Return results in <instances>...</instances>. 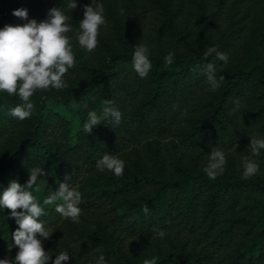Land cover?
<instances>
[{
  "label": "trees",
  "instance_id": "trees-1",
  "mask_svg": "<svg viewBox=\"0 0 264 264\" xmlns=\"http://www.w3.org/2000/svg\"><path fill=\"white\" fill-rule=\"evenodd\" d=\"M69 2L0 0V28L41 22L61 9L75 57L68 87L37 91L24 121L10 115L24 102L0 92V193L13 180L26 185L33 168L47 172L38 177L40 191L31 189L42 206L62 182L81 193L87 213L78 224L55 203L44 206L41 220L52 236L43 244L52 261L67 252L65 264H95L101 255L106 264L153 257L157 264H264V164L255 162L259 170L249 179L242 166L251 138L264 139V0H96L106 27L92 53L75 36L92 0H76L75 10ZM17 9L28 11L27 21L12 14ZM140 45L151 62L146 78L133 69ZM209 47L228 62L205 59ZM169 53L174 62L166 66ZM207 63L218 81L224 77L215 91L200 71ZM48 100L79 117L74 142L71 119ZM105 100L121 112L120 124L105 120L85 134L88 111L99 114ZM213 148L227 150L225 171L214 180L203 171ZM104 154L125 162L119 179L97 169ZM18 227L0 209V251L18 249Z\"/></svg>",
  "mask_w": 264,
  "mask_h": 264
},
{
  "label": "clouds",
  "instance_id": "clouds-1",
  "mask_svg": "<svg viewBox=\"0 0 264 264\" xmlns=\"http://www.w3.org/2000/svg\"><path fill=\"white\" fill-rule=\"evenodd\" d=\"M68 8L75 10L78 5L76 0H70ZM120 14H124L121 8ZM15 17L28 20L26 9H17L12 13ZM69 17L61 9L53 8L49 11L48 18L37 22L32 19L23 25H5L0 28V92L8 96H18L24 103L10 110V115L24 121L30 118L34 104L30 98L37 91H60L68 87L64 80L69 69L75 67V57L70 43L68 33L72 31L68 24ZM101 26L106 27L103 4L92 0V4L84 6L83 19L79 22V31L75 33L79 47L92 53L98 46V35ZM215 54V57L224 63L229 57L217 50L216 47H209L204 51L207 59ZM174 56L169 53L164 58L166 66H171ZM133 69L141 77L146 78L151 70V62L148 58V49L140 45L133 55ZM201 73L206 77L211 90L215 91L220 87L216 78V69L213 63H207L200 68ZM101 112L95 110L87 113V119L83 124V132L87 135L93 132L94 126L100 125L105 120H111L116 125L121 122V112L110 106L111 101L105 100ZM236 111L240 108L239 100L234 101ZM87 107V105H85ZM249 148L251 156L242 158L243 178L249 179L254 176L259 167L251 157L259 156L260 150L264 149V139L251 138ZM226 157L223 151L213 148L209 155V161L203 171L209 179H216L225 171ZM100 172L107 170L119 179L124 172L125 162L114 155L104 154L96 162ZM47 175L42 168H33L30 171V179L26 185H21L13 180L9 186L0 193V209L10 211V218L19 225L13 233L14 245L18 248L14 260L11 258L0 259V264H65L70 260L67 252H60L52 261V256L45 251L43 241L50 239L52 233L46 230L41 220L47 215L44 206L56 204L55 211L66 220L72 223H80L81 193L70 187L68 183L59 184L58 191L47 196L43 200V206L37 201L31 189L37 186L38 177ZM71 176L66 175L65 181ZM62 201V203H56ZM148 207L144 212L147 214ZM163 238L164 233H159ZM41 237L43 239H40ZM11 250V249H10ZM95 264H106L104 255L96 259ZM144 264H157V258L146 259Z\"/></svg>",
  "mask_w": 264,
  "mask_h": 264
},
{
  "label": "rangeland",
  "instance_id": "rangeland-1",
  "mask_svg": "<svg viewBox=\"0 0 264 264\" xmlns=\"http://www.w3.org/2000/svg\"><path fill=\"white\" fill-rule=\"evenodd\" d=\"M241 41V40H239ZM48 104L53 107L54 109L60 111L61 113H63L66 117L71 119V123H72V129H73V133H74V138H73V142L75 141V135L79 129L80 126V119L78 116L72 115L70 114L66 107L62 104V103H55L51 100H48ZM245 145H239L238 147H240V149H242ZM248 146V150L251 154V149L249 148L250 144H247ZM237 148H233L230 149L231 151H238L239 149ZM227 150H223L224 154ZM256 163H258L260 160H263L262 163L264 164V150H260V155L259 156H255V157H251ZM58 178H60L59 175H57ZM80 209H81V214H86L87 210L85 207H83V205H79ZM11 249V250H10ZM18 249H13V248H7L4 250L0 251V259H4V258H11L14 260L15 255L17 253Z\"/></svg>",
  "mask_w": 264,
  "mask_h": 264
}]
</instances>
